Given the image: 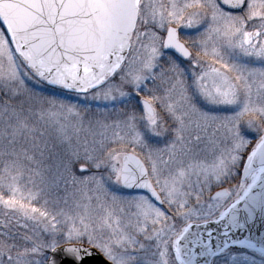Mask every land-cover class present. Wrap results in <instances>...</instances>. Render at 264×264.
I'll use <instances>...</instances> for the list:
<instances>
[{
  "label": "snow or ice",
  "instance_id": "obj_1",
  "mask_svg": "<svg viewBox=\"0 0 264 264\" xmlns=\"http://www.w3.org/2000/svg\"><path fill=\"white\" fill-rule=\"evenodd\" d=\"M0 264H264V0H0Z\"/></svg>",
  "mask_w": 264,
  "mask_h": 264
},
{
  "label": "rangeland",
  "instance_id": "obj_2",
  "mask_svg": "<svg viewBox=\"0 0 264 264\" xmlns=\"http://www.w3.org/2000/svg\"><path fill=\"white\" fill-rule=\"evenodd\" d=\"M181 34L182 35H185V33H183V32ZM188 63H189L188 61H184V64L185 65H187ZM41 87H46L49 93H56V94H58L61 91L56 86H50V85H46L45 86V85H42ZM65 98H71V99H73L77 103L82 102V97L77 96L75 94H68V95L65 96ZM99 106L100 107H103L104 106L103 102H99ZM92 107H93V109H95L97 107V104H93ZM217 107H220L221 109L223 108V106H217ZM81 162H83V161H81ZM77 167H78V165H77ZM84 174L87 175V173H84ZM127 194H130V193H127Z\"/></svg>",
  "mask_w": 264,
  "mask_h": 264
},
{
  "label": "water",
  "instance_id": "obj_3",
  "mask_svg": "<svg viewBox=\"0 0 264 264\" xmlns=\"http://www.w3.org/2000/svg\"><path fill=\"white\" fill-rule=\"evenodd\" d=\"M223 6V5H222ZM225 10H230V9H228L226 6H225ZM177 55H179V54H177Z\"/></svg>",
  "mask_w": 264,
  "mask_h": 264
},
{
  "label": "flooded vegetation",
  "instance_id": "obj_4",
  "mask_svg": "<svg viewBox=\"0 0 264 264\" xmlns=\"http://www.w3.org/2000/svg\"><path fill=\"white\" fill-rule=\"evenodd\" d=\"M191 33H189V35H190ZM186 61V60H185Z\"/></svg>",
  "mask_w": 264,
  "mask_h": 264
}]
</instances>
